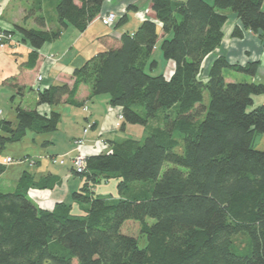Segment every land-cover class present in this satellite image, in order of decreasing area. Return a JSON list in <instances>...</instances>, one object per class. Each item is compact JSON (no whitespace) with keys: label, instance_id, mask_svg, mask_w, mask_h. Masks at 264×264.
Instances as JSON below:
<instances>
[{"label":"trees","instance_id":"obj_1","mask_svg":"<svg viewBox=\"0 0 264 264\" xmlns=\"http://www.w3.org/2000/svg\"><path fill=\"white\" fill-rule=\"evenodd\" d=\"M105 1L58 0L55 28L16 25L32 47L24 65L34 67L41 47L63 29L85 31ZM263 2L151 0L156 19L145 17L117 45L75 67L72 84L32 87L37 105L78 106L80 86L88 85L89 97L106 94L122 108L121 131L141 124L145 136L109 140V149L87 154L82 171L72 165L84 184L71 203L40 207L29 189L56 182L49 183V176L35 181L28 171L14 191L0 189V264H264V149L253 143L257 131L264 133V103L247 110L254 95L264 93V83L227 81L224 75L232 69L256 76L259 62L232 63L219 55L202 75L205 59L222 43L225 11L231 9L241 23L233 36L246 30L263 36ZM45 18L38 23L45 26ZM127 20L124 12L115 26ZM159 40L164 58L174 64L169 76L146 70L158 65L152 56ZM17 87L22 93L24 86ZM15 112L14 121L0 118V154L28 131L54 132L62 117L57 109L41 112L22 104ZM166 162L173 166L161 175ZM5 168L0 163V173ZM110 179L117 180V195L96 191ZM73 203L81 210L75 212ZM240 234L247 238L243 248L236 241Z\"/></svg>","mask_w":264,"mask_h":264},{"label":"crops","instance_id":"obj_2","mask_svg":"<svg viewBox=\"0 0 264 264\" xmlns=\"http://www.w3.org/2000/svg\"><path fill=\"white\" fill-rule=\"evenodd\" d=\"M45 0H0V29L5 31H15L12 33L14 38L12 42L5 46H0V89L14 90L19 93L17 86H24L23 91L27 86L36 88L48 87L51 84H60L68 82L72 84L73 79L71 73L77 66L89 58L96 50L90 47V44L80 45L79 41L73 42L72 46L78 45L77 55L66 63H60L62 53L54 48L57 47L55 42H46L39 51V58L34 67L28 68L24 64L28 60L29 52L32 47L28 42L22 41V34L17 29L16 25H21L26 28H54L55 25L50 24L47 19L45 26L38 23V18L44 16L45 9L43 8ZM56 1V0H55ZM57 2V1H56ZM52 3V0H51ZM136 8L128 11V8ZM135 6V7H134ZM264 8V2H263ZM39 10V12H37ZM117 10L126 12L128 20L135 19L136 24L133 29H124V26L115 29L110 33L96 31L90 40L102 41V37L107 36L105 46L117 45L119 36L126 31L133 32L137 29L145 17L156 19V13L151 8V0H106L102 12L89 24L86 33L95 25L103 15L109 11ZM228 19L224 25V37L221 45L207 56L203 63L202 75L206 76L212 61L219 55H225L232 63L245 64L249 61H258L259 69L256 76L252 77V81L264 83V35L260 33L246 30L243 37L233 36V30L236 25H240L239 17L232 11H225ZM132 14V17L131 15ZM45 17V16H44ZM115 26V25H114ZM162 37L163 33L160 31ZM113 37V40H109ZM77 40V39H75ZM103 42V41H102ZM89 43V42H87ZM101 48V47H100ZM95 50V51H94ZM102 50V49H101ZM54 54L55 60H50L48 56ZM168 70L172 73L174 70L173 62H169ZM225 77L227 81H233L234 75ZM42 76L39 80L38 77ZM35 92L34 100L39 111H50L52 108L61 112L62 117L59 127L54 132L36 133L31 137V145L25 148L23 158L20 163L6 165L5 171L0 173V189L9 190L11 192L16 189L17 181L25 171L30 172L35 181H40L44 177L49 176V183L56 182L53 187H33L29 189V196L40 207L51 209L57 202L66 201L72 202V193L79 190L84 179L76 175L72 170V162L70 159L64 164L54 163L51 156H72L76 152V139L83 138L84 145L82 150L88 154H97L109 149V140L121 139L125 137H133L128 133L129 129L134 126L128 124L124 131L120 130V115L122 108L113 106L109 103V96L105 94L89 97L90 87L81 85L76 95V98L82 102L81 105H74L63 102L57 106H49L46 104L37 105V93ZM14 102L17 95L14 93ZM73 107V108H71ZM32 109L30 107H26ZM34 108V109H35ZM3 109V108H2ZM13 109V108H12ZM0 114L1 117L10 116L15 120L16 112ZM68 112V113H67ZM6 114V115H4ZM131 125V126H130ZM89 130L84 131L85 128ZM127 134L129 136H127ZM28 137L27 134L23 140ZM22 140V141H23ZM6 156H12L9 153L0 154V163ZM34 163H30V159ZM117 180L110 179L97 184L96 191L101 194L117 195ZM74 211H80V206L73 203Z\"/></svg>","mask_w":264,"mask_h":264},{"label":"rangeland","instance_id":"obj_3","mask_svg":"<svg viewBox=\"0 0 264 264\" xmlns=\"http://www.w3.org/2000/svg\"><path fill=\"white\" fill-rule=\"evenodd\" d=\"M56 1L58 2V0H56ZM56 1L52 0V3H51V0H45L44 5H43V8L45 9V13H44V16L46 17L45 19H47L50 24L55 25V27L58 26L57 14H56V4H57ZM208 1L213 3V0H208ZM228 11H231V9H228ZM37 12H39V10H37ZM117 14H118V18H117V21H118L119 17L123 14V12H121L120 10H117ZM130 15L132 17V14H130ZM135 24H136L135 19L131 18V21L127 20L126 22L122 23L120 25V27L124 26V29H133L135 27ZM114 25L115 24H113V25L105 24L102 19H99V21L95 25V28H91L86 33H83L81 31L77 30L73 26H69L68 28L63 29V33H62L61 37L54 41L56 46H57L54 48V51L59 50L61 52V54L64 52L65 53H67L68 51L69 52L66 55L62 54V58L60 60V63H66V62L70 61L71 59H73L77 55L78 45L76 44L75 47L72 46L74 41H75V43H76V41H79L80 45H83V44L89 45L90 44V47L92 49L94 48L95 50L99 47L96 51L94 50L95 52H92L93 54L96 53L97 51L101 50V49H104L102 46L103 45L102 41H97V40L94 41L93 39L92 40H90V39L92 38L93 33H96V31L100 30L104 33H110L112 31H114L115 29L120 28V27H116ZM75 39H77V40H75ZM87 42H89V43H87ZM160 43H161V40L158 41L157 48L154 51L153 56H152L153 59L157 60L158 65L154 66L152 69H150V67H147L146 70L153 75L163 73L166 76H169V75H171V72H170V70H168V64H169V62H172V61L166 60L164 58L163 52L160 49ZM228 72L231 75H234L233 81H248V82L252 81L253 76L242 73V72H238V71H235L232 69H225L224 70L225 77H228L227 76ZM256 82H259V81H256ZM13 91L12 90L10 91L7 89H0L1 108L5 109L6 114H8L9 111H10V114L13 113L14 111H12V110H14L15 106L18 104H22L24 107H30L32 109H34L36 107V101L34 100L35 92L31 86H27L26 90L23 91L22 93L17 94L16 91L15 92H13ZM14 93L17 95L15 102L12 99V96L14 95ZM103 96H105V94H103ZM209 98L210 97H209L208 92H205V99H204L205 104H208ZM263 103H264V93L254 95V103L249 105L247 110H251L253 107H255L259 104H263ZM71 108H73V107H71ZM165 111H167V110H161L159 114H162V113L164 114ZM6 114H4V115H6ZM0 116H2V115H0ZM8 119H12V118L9 116ZM131 125H133L134 127L132 129H129L128 133H131V135H133L134 138L142 139L145 136L144 126L141 124H131ZM34 135H36V132L28 131V133H27L28 137H26L23 141L8 143L6 148L2 152V155H5L7 153L12 155V157L15 158V161L11 164L20 163L21 162L20 160H25V158H23V153H25V148L31 145L30 139ZM127 136H129V135L127 134ZM253 143H254L255 148L264 149V133L257 131L255 133ZM175 150L177 152L181 153L182 147L181 146L176 147ZM62 156H64V155H62ZM70 157L71 156H69V158ZM66 158H68V156H66ZM171 166H173L172 163L166 162L161 169V175L163 174V172L168 167H171ZM139 182L140 181L136 182V184H139ZM4 191H9V190H4ZM148 220L150 222H153L152 218H149ZM236 241L240 245V247L243 248L246 246L247 238L245 235L240 234L236 237ZM145 244H146V236H143L140 240V245L144 246ZM73 264H77L76 259H74Z\"/></svg>","mask_w":264,"mask_h":264},{"label":"built area","instance_id":"obj_4","mask_svg":"<svg viewBox=\"0 0 264 264\" xmlns=\"http://www.w3.org/2000/svg\"><path fill=\"white\" fill-rule=\"evenodd\" d=\"M118 18V14L114 11H109L108 13H106L102 20L105 24L108 25H113L116 23ZM14 36L10 31H5L0 29V46H5L6 44L12 42ZM48 58L50 60H55V55L54 54H50L48 56ZM39 80L42 79V76L40 75L38 77ZM3 113V110L1 108V104H0V114ZM122 117V115H120V118ZM85 132L88 131V128L84 129ZM84 145V139L83 138H78L76 139V152L70 157L72 165L74 166V168L77 171H82L86 166H87V154L82 150V146ZM66 156H51V160L54 163H60V164H64L66 161ZM30 163L33 164L34 160L29 159ZM15 161V158L12 156H6L2 159V164L5 165H9L11 163H13Z\"/></svg>","mask_w":264,"mask_h":264}]
</instances>
